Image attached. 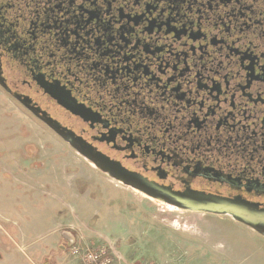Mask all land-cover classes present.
I'll use <instances>...</instances> for the list:
<instances>
[{"label":"flooded vegetation","instance_id":"flooded-vegetation-1","mask_svg":"<svg viewBox=\"0 0 264 264\" xmlns=\"http://www.w3.org/2000/svg\"><path fill=\"white\" fill-rule=\"evenodd\" d=\"M0 91L75 151L45 119L150 183L264 208V0H0Z\"/></svg>","mask_w":264,"mask_h":264},{"label":"rangeland","instance_id":"rangeland-1","mask_svg":"<svg viewBox=\"0 0 264 264\" xmlns=\"http://www.w3.org/2000/svg\"><path fill=\"white\" fill-rule=\"evenodd\" d=\"M264 264V238L226 216L180 211L102 173L0 91V264Z\"/></svg>","mask_w":264,"mask_h":264},{"label":"water","instance_id":"water-1","mask_svg":"<svg viewBox=\"0 0 264 264\" xmlns=\"http://www.w3.org/2000/svg\"><path fill=\"white\" fill-rule=\"evenodd\" d=\"M48 125L67 140L83 157L89 160L102 173L117 182L147 195L163 204L180 211L230 217L264 238V208L240 196L229 197L220 194L193 191L174 192L170 188L158 186L129 172L121 164L96 151L73 132L62 129L61 125L45 119Z\"/></svg>","mask_w":264,"mask_h":264},{"label":"built area","instance_id":"built-area-1","mask_svg":"<svg viewBox=\"0 0 264 264\" xmlns=\"http://www.w3.org/2000/svg\"><path fill=\"white\" fill-rule=\"evenodd\" d=\"M71 252L80 258L81 264H116L114 257L104 247L72 248Z\"/></svg>","mask_w":264,"mask_h":264}]
</instances>
